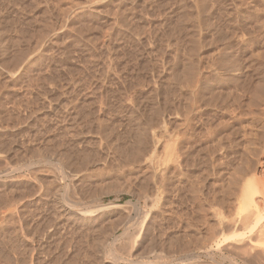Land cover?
I'll return each mask as SVG.
<instances>
[{"label": "rangeland", "instance_id": "1", "mask_svg": "<svg viewBox=\"0 0 264 264\" xmlns=\"http://www.w3.org/2000/svg\"><path fill=\"white\" fill-rule=\"evenodd\" d=\"M263 70L264 0H0V264H244L214 211Z\"/></svg>", "mask_w": 264, "mask_h": 264}, {"label": "bare ground", "instance_id": "2", "mask_svg": "<svg viewBox=\"0 0 264 264\" xmlns=\"http://www.w3.org/2000/svg\"><path fill=\"white\" fill-rule=\"evenodd\" d=\"M187 15V14H186ZM189 18V17H188ZM197 27V26H196ZM197 40V39H196ZM195 40V43H196ZM195 48V47H194ZM197 48V47H196ZM195 52V51H194ZM34 58V57H33ZM220 62V61H219ZM29 63V62H28ZM229 63V62H228ZM237 62H233V64H229L231 70L235 69L237 64H235ZM239 63V62H238ZM25 65V64H24ZM261 65V64H260ZM26 66V65H25ZM240 66V65H239ZM238 66V67H239ZM262 68V67H261ZM259 68V69H261ZM258 69V70H259ZM230 70V71H231ZM238 70V69H237ZM262 71V70H260ZM264 71V70H263ZM259 72V71H258ZM237 73V72H235ZM234 73V74H235ZM188 74V73H187ZM191 74V73H190ZM232 74V73H230ZM264 75V74H263ZM11 77V76H10ZM203 77V76H202ZM227 78V77H226ZM186 79V78H185ZM262 84L260 83L259 85V89L263 88L264 89V78H262ZM228 80V78H227ZM238 81V80H237ZM259 81V80H258ZM261 81V80H260ZM184 82V81H183ZM202 82V81H201ZM180 83V82H178ZM189 83V82H188ZM208 84V83H207ZM234 84V83H233ZM179 85V84H178ZM189 86V85H188ZM205 86V85H204ZM256 86V85H255ZM254 86V87H255ZM258 86V85H257ZM190 87V86H189ZM246 87V86H245ZM208 88V87H207ZM183 89V88H181ZM205 89V88H204ZM253 90V89H252ZM258 90V87H257ZM264 92V91H263ZM246 93V92H245ZM262 93V92H261ZM256 94V93H255ZM253 94V96L255 95ZM198 95V94H196ZM185 96V95H184ZM259 96V95H258ZM228 97V96H226ZM257 97V96H256ZM255 98V96H254ZM258 98V97H257ZM260 99V98H259ZM255 100V99H254ZM191 101V100H190ZM263 97H262V102H263ZM257 102V100H256ZM190 105V104H189ZM188 108V107H187ZM190 108V107H189ZM193 108V107H192ZM181 110V109H180ZM189 111V110H188ZM180 112V111H179ZM177 113V112H176ZM252 113V112H251ZM184 118V117H183ZM185 119V118H184ZM190 119V118H189ZM193 122V120H192ZM182 123V122H181ZM199 124V123H198ZM182 125V124H181ZM180 126V125H179ZM263 127V126H262ZM185 130V129H184ZM183 131V130H182ZM146 132V131H145ZM264 132V131H263ZM107 133V131H106ZM251 133V132H250ZM154 134V133H153ZM156 134V133H155ZM140 135V134H139ZM180 135V134H179ZM264 135V134H263ZM142 136V135H141ZM248 136V135H247ZM145 137V135H144ZM149 137V136H148ZM177 137V136H176ZM182 137V136H181ZM150 138V137H149ZM148 138V139H149ZM153 150H156L158 148L159 145V140L157 139L156 136H153ZM151 138V139H152ZM185 138V137H184ZM191 138V137H190ZM264 138V136H263ZM150 139V141H152ZM186 139V138H185ZM142 140V139H140ZM207 140L209 141V138H207L205 140L204 144V149H206L207 151H205V153L207 152V154H211V157L214 156V154L216 153L217 149L220 150L223 147L220 146L219 148L216 147V149L210 148L212 146L209 147V144L207 143ZM179 141V140H178ZM181 141V139H180ZM186 141V140H185ZM181 141L179 142L180 145L177 146L179 147V149L182 151H180L181 153H179L180 155L182 154V156L185 158V155L191 154V150L188 149V147L186 146L187 141ZM189 141V140H188ZM204 141V140H203ZM141 142V141H140ZM247 142V141H245ZM163 143V142H162ZM189 143V142H188ZM187 143V144H188ZM217 143V142H216ZM146 144V143H145ZM208 144V145H207ZM143 145V144H142ZM190 145V144H189ZM212 145V144H211ZM221 145V144H220ZM247 145V144H246ZM151 146V144H150ZM190 146H193L192 144ZM189 146V148H191ZM214 146V145H213ZM260 146V147H259ZM259 148H253L250 150H248L251 154L249 155V157H246L245 160L239 164V166L236 168L235 173H233V175L231 174V183L228 185V188L230 191V196L232 197V202H234L233 208H231L229 210L228 208V215H226V213L222 212L221 209L214 211L217 213V216H215V218L217 217V221H218V226L217 229L214 231V233L218 234L216 236V240L217 239H223V242H219L218 244L221 243L223 244L224 248L226 249H231L232 251L236 250L240 256H241V260L244 262V264H264V149L262 148V150H260L261 145H259ZM264 147V145H262ZM142 147V146H141ZM226 147V146H225ZM224 147V148H225ZM249 147V146H248ZM247 147V148H248ZM254 147V146H253ZM252 148V147H251ZM249 149V148H248ZM138 150V149H137ZM142 150V149H141ZM140 150V151H141ZM178 150V149H177ZM193 150V149H192ZM149 151H151L149 149ZM174 152V151H173ZM179 152V150L177 151ZM194 152V151H193ZM204 152V151H203ZM226 152V151H225ZM248 152V153H249ZM204 153V154H205ZM221 153V152H220ZM142 154V153H141ZM150 154V153H149ZM179 154H177L176 160L180 161L179 162H175L177 163L175 166L176 170L179 168V170H183V168L180 169V166L182 165V162H185V160L183 159L181 162V158L180 156H178ZM173 155V154H172ZM217 156V155H216ZM248 156V155H247ZM191 157V156H190ZM208 157V156H207ZM151 158L152 156L150 155V157H147L145 159V162L150 163L151 162ZM171 158V157H170ZM214 158V157H213ZM192 159V157H191ZM195 159V158H194ZM174 160V159H173ZM187 160H189L187 158ZM204 160V159H203ZM193 161V160H192ZM214 161V160H213ZM220 161V160H219ZM195 162V161H194ZM203 162V161H202ZM160 163V162H159ZM169 163V162H168ZM174 163V162H172ZM179 163V164H178ZM193 163V162H191ZM208 164V163H207ZM180 165V166H179ZM31 166V165H30ZM193 166V165H192ZM219 166V165H218ZM235 166V165H234ZM24 167V166H23ZM26 167V166H25ZM35 167V166H34ZM39 167V166H38ZM37 167V168H38ZM57 167V166H55ZM22 168V167H21ZM33 168V167H32ZM45 168V167H44ZM156 168V167H155ZM31 170V168H29ZM145 169V168H144ZM147 169V168H146ZM158 169V168H157ZM196 169V168H195ZM14 170V169H13ZM57 170V169H56ZM62 170V169H61ZM60 170V171H61ZM151 170V169H149ZM7 171V172H6ZM5 173L10 174V172L12 171H8L6 170ZM34 171V169H33ZM32 171V172H33ZM39 171V170H38ZM153 171V169H152ZM156 171V170H155ZM163 171V170H162ZM14 172V171H12ZM11 172V173H12ZM30 172V171H29ZM51 172V171H50ZM57 172V171H55ZM54 172V173H55ZM177 173V171H175ZM183 172V171H182ZM181 172V174H182ZM1 173V171H0ZM36 173V172H35ZM46 173V172H45ZM61 173V172H60ZM58 173V174H60ZM154 173V172H153ZM152 173V174H153ZM156 173V172H155ZM158 173V171H157ZM156 173V174H157ZM25 174V173H24ZM1 175V174H0ZM19 175V174H18ZM55 175V174H54ZM53 175V176H54ZM63 174H61L62 176ZM150 175V174H149ZM159 175V174H158ZM57 176V174H56ZM55 176V177H56ZM60 176V175H59ZM7 177V176H6ZM12 177V175H11ZM35 177V176H34ZM44 177V176H43ZM64 177V176H63ZM70 177V176H69ZM198 177V176H197ZM157 178V177H156ZM58 179V177H57ZM28 180V179H27ZM64 180V179H63ZM190 181V180H189ZM192 182V181H191ZM224 182V181H223ZM54 183V182H53ZM59 183V181H58ZM69 183V182H68ZM40 184V183H39ZM37 184V186L39 185ZM48 184V183H47ZM171 184V183H170ZM40 186V185H39ZM59 186V185H58ZM179 186V184H178ZM183 186V185H182ZM193 187V185H191ZM47 187V186H46ZM196 187V186H194ZM224 187V186H223ZM183 188V187H182ZM37 189V188H36ZM58 189V188H57ZM194 189V188H192ZM196 189V188H195ZM225 189V188H224ZM68 190V189H67ZM59 191V190H58ZM191 191V190H190ZM194 192V198H196L195 195H197L196 191L198 190H193ZM55 193V192H54ZM67 193V192H66ZM193 193V192H192ZM228 193V192H227ZM68 194V193H67ZM65 194V195H67ZM191 194V193H190ZM228 195V194H227ZM229 196V197H230ZM29 197V196H28ZM44 197V196H43ZM199 197V195H198ZM50 198V197H49ZM229 199V198H228ZM222 200V199H221ZM227 201V200H226ZM217 202V201H216ZM74 204V203H73ZM230 204V203H229ZM232 204V203H231ZM62 205V204H61ZM70 205V204H69ZM113 205V204H112ZM224 205V204H223ZM74 206V205H71ZM98 206V205H97ZM219 206V205H218ZM230 206V205H229ZM94 208V206H92ZM99 207V206H98ZM105 207V206H103ZM9 208V207H8ZM12 208V207H11ZM61 208V207H60ZM97 208H95L96 210ZM100 209V208H99ZM219 209V208H218ZM8 210V209H7ZM94 209H85V210H81V214L83 215H87V214H91L93 211H95ZM103 210V209H102ZM212 210V208H211ZM74 211V210H73ZM11 212V211H9ZM76 212V211H75ZM213 212V210H212ZM101 213V212H100ZM214 214V213H213ZM212 214V215H213ZM92 215V214H91ZM215 215V214H214ZM48 216V215H47ZM201 216V215H200ZM72 217V216H71ZM85 217V216H83ZM125 217V216H124ZM205 217V216H204ZM120 218V216H119ZM34 219V218H33ZM130 220V219H129ZM205 220V219H203ZM215 220V219H214ZM128 221V220H127ZM39 223V222H38ZM210 223V222H209ZM54 224V223H53ZM62 224V223H61ZM56 225V224H55ZM205 225V224H204ZM48 226V225H47ZM137 227V226H136ZM209 227V226H208ZM215 228V227H214ZM213 228V229H214ZM39 229V228H38ZM143 229H144V224L141 226H138L136 228V235H135V240L133 241V243L137 242L140 240L142 233H143ZM212 229V230H213ZM36 230V229H35ZM211 230V229H210ZM50 231V230H49ZM34 232V231H33ZM135 232V230H134ZM213 232V231H212ZM213 233V234H214ZM220 234V235H219ZM223 236V237H219L218 236ZM24 237V236H23ZM47 237V236H46ZM143 238V237H142ZM16 240V239H15ZM18 240V239H17ZM27 240V239H26ZM131 240V241H132ZM26 242V241H25ZM211 242V241H210ZM132 243V242H131ZM132 243V244H133ZM134 243V244H135ZM139 243V242H138ZM216 243V242H214ZM134 244L131 246L134 247ZM217 244V243H216ZM217 244V245H218ZM136 245V244H135ZM220 245V244H219ZM218 245V246H219ZM136 247V246H135ZM212 247V246H211ZM13 248V247H12ZM209 248V247H208ZM216 248V247H215ZM19 249V248H18ZM98 249V248H97ZM210 249V248H209ZM220 249V248H219ZM229 250V251H231ZM94 251V250H93ZM209 251V250H208ZM3 253V252H2ZM105 255V254H104ZM7 257V256H6ZM9 257V256H8ZM10 258V257H9ZM115 259V258H114ZM141 259V258H140ZM110 260V259H109ZM131 260V259H130ZM12 261V260H11ZM236 261V260H235ZM23 262V261H22ZM25 262V261H24ZM27 262V261H26ZM115 262V261H114ZM193 262V260H192ZM116 264H118L117 262H115ZM198 262H196L197 264ZM242 263V262H241ZM195 264V263H194ZM201 264V263H199Z\"/></svg>", "mask_w": 264, "mask_h": 264}]
</instances>
